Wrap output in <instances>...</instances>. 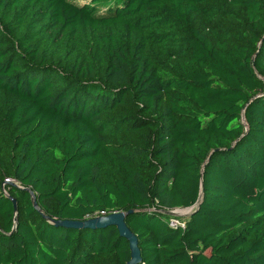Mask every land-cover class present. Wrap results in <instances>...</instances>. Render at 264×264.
<instances>
[{
	"label": "trees",
	"instance_id": "trees-1",
	"mask_svg": "<svg viewBox=\"0 0 264 264\" xmlns=\"http://www.w3.org/2000/svg\"><path fill=\"white\" fill-rule=\"evenodd\" d=\"M26 189L131 210L140 264H264V0H0V264L128 261Z\"/></svg>",
	"mask_w": 264,
	"mask_h": 264
},
{
	"label": "water",
	"instance_id": "water-1",
	"mask_svg": "<svg viewBox=\"0 0 264 264\" xmlns=\"http://www.w3.org/2000/svg\"><path fill=\"white\" fill-rule=\"evenodd\" d=\"M6 184H11V182L5 181ZM30 196V202L35 211L49 224L55 227L63 228H73V229H100L106 226H114L117 230L118 236L125 239L128 246L129 258L125 264H140V254L137 246L136 236L129 230L126 226L124 218L126 214L130 213L128 211H114L107 214L95 215L93 217H88L83 220H57L47 216L37 205L33 192L30 189H26ZM164 214L172 213L170 210H163Z\"/></svg>",
	"mask_w": 264,
	"mask_h": 264
},
{
	"label": "rangeland",
	"instance_id": "rangeland-1",
	"mask_svg": "<svg viewBox=\"0 0 264 264\" xmlns=\"http://www.w3.org/2000/svg\"><path fill=\"white\" fill-rule=\"evenodd\" d=\"M191 208H176L172 209V213L166 214L169 218V222L173 224H182V222L187 218L190 213Z\"/></svg>",
	"mask_w": 264,
	"mask_h": 264
},
{
	"label": "built area",
	"instance_id": "built-area-1",
	"mask_svg": "<svg viewBox=\"0 0 264 264\" xmlns=\"http://www.w3.org/2000/svg\"><path fill=\"white\" fill-rule=\"evenodd\" d=\"M189 208H191V207H189ZM169 224H170V225H175V224H173L172 222H169Z\"/></svg>",
	"mask_w": 264,
	"mask_h": 264
}]
</instances>
